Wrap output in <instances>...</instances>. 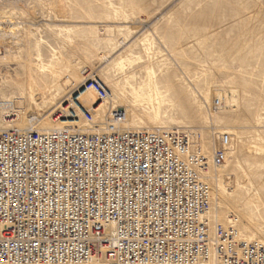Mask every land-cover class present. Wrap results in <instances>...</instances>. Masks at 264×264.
<instances>
[{"label": "built area", "instance_id": "obj_1", "mask_svg": "<svg viewBox=\"0 0 264 264\" xmlns=\"http://www.w3.org/2000/svg\"><path fill=\"white\" fill-rule=\"evenodd\" d=\"M85 86L109 95L96 79ZM81 113L97 130L0 129V264H264L262 246L209 230L197 172L207 164L182 158L186 133L124 128L120 110L100 123Z\"/></svg>", "mask_w": 264, "mask_h": 264}, {"label": "rangeland", "instance_id": "obj_2", "mask_svg": "<svg viewBox=\"0 0 264 264\" xmlns=\"http://www.w3.org/2000/svg\"><path fill=\"white\" fill-rule=\"evenodd\" d=\"M29 1L32 0H0L2 5L21 6ZM57 1L61 11L53 20L34 1L36 16L31 17L30 26L25 25L26 42L19 52L24 61L31 62V69L38 71L36 64L41 62L50 66L54 74L48 73L46 82L51 85L59 79L58 75L74 73L69 63L83 61L85 70L93 68L96 79L118 78L116 89L121 92L125 87L123 76L109 63L124 49L122 40L125 47L130 45L132 59H141L127 70L133 76L131 83L142 84L152 63L161 91H167L174 102L180 97L188 108V123L183 129L195 130L204 142L206 128L211 124L203 118L214 112L218 114L219 129L237 132L236 136L233 134V143L238 148L239 162L227 159L219 167L221 188L216 187L214 180L210 187L217 193L218 215L220 219L224 217L221 221L226 220L227 212H235L244 220L247 230L264 237V154L255 156L248 149L252 144H264V0ZM87 21L96 25L89 27L85 25ZM115 24L125 26L114 27ZM144 35L152 41L149 58L140 41ZM0 51L4 53L3 48ZM22 66L0 63V100L2 94L18 96L25 91ZM14 67L22 76L20 80L15 78ZM63 81L60 79L52 88L53 102L48 91L41 95L37 90L40 108L35 110L30 104L25 115L29 118L37 116V112H51L56 107L54 103L60 102L70 89H65ZM218 87H239L245 92L239 114L213 107L217 97L211 93ZM124 98L130 99L128 94ZM59 109L56 107L51 114L52 119L60 114ZM131 128H135L133 122Z\"/></svg>", "mask_w": 264, "mask_h": 264}, {"label": "bare ground", "instance_id": "obj_3", "mask_svg": "<svg viewBox=\"0 0 264 264\" xmlns=\"http://www.w3.org/2000/svg\"><path fill=\"white\" fill-rule=\"evenodd\" d=\"M34 1L47 10L51 20L61 11V4L57 0H32L29 3L27 2L28 5L26 4L25 6L17 4L2 5L0 2V21L1 19H6L4 21H7L5 22L6 25H1L0 27V49H4V53L0 51V63H19L21 66L25 63L22 68L24 69L23 73L26 83L25 91L21 92L18 96L2 94L0 100V129H33L42 132L61 128H75L82 131H95L97 129L94 126H89L83 120L81 110L82 108H86L92 112L94 120L97 123L104 122L106 119L113 117L114 112L121 109L123 113L121 125L124 128L146 130L154 133H160L163 130L186 133L189 137V146L187 151L182 155V158L187 160L191 155H195L199 159H205L207 164L205 168H196L199 177L207 185L209 194L208 207L202 212V218L207 221L209 230L212 232L216 225H221L223 229L232 232L237 242L245 244L256 243L264 248V237H260L256 233L247 230L244 220L235 212H227L230 215L228 214L225 218L226 220L221 221L224 217L220 219L218 215L219 202L217 193L215 194V191L210 187L212 180H214L216 187L221 188L220 183H218L220 168L225 165L224 163L227 159H232L235 163L239 162L238 148L233 143L235 139L234 135L236 136L237 132L235 130L219 129L216 120L218 114L214 112H208L203 118L204 122L207 121L211 124L208 128H203V130L206 128V134H208L204 142L199 138V134H196L197 132L195 130L183 129L188 123V108L180 97L174 102L169 98L167 91H161L152 63L146 69L145 79L142 84L133 85L131 83L133 76L129 75L127 70L133 64L141 62V59L139 56H135V59H132L133 54L129 50L130 45L125 47L123 40L120 43L124 49L109 63L112 65L113 70H116L117 73L123 76L125 87H123L121 92H118V89H116L119 86L118 78H110L108 81L106 79L102 81L99 78L98 80L93 75L94 70L92 67L85 70L83 61L74 64L69 63L74 70L73 74L58 75L59 79L57 81L51 85L47 84L46 79L48 73L51 75L54 74L51 67L42 64L41 59L37 57V60L41 64H36L38 71H33L30 65L31 62L24 61L25 57L19 55L20 49L26 42L25 25L28 24L30 26L32 24L31 17L36 16V5ZM85 25L92 27L96 25V22L87 21ZM122 25L124 24H115L114 27H122ZM140 41L149 58L152 54L151 39L147 35H144L140 38ZM13 69L15 78L20 80L22 76L15 71L16 67ZM107 74L109 73L107 72ZM60 79L64 80L63 85L65 89L70 88L60 98V102L54 103V106L60 108V114L55 119L51 118V114L56 110L55 107L47 114L37 112V116H30L28 118L25 114L31 109L30 104L34 105L35 110H39L40 108L38 103L39 97H37L39 93L36 91L38 90L41 95H44L45 91H48L51 95L50 100L53 102L55 94H53L54 89L52 88L57 85ZM90 79L100 81L109 92L108 97L99 99L93 89L87 88L85 83ZM110 83H112V86ZM125 88H128V90ZM244 93L239 87H233L231 89L218 87L211 93L217 97L213 103L215 104L213 107L216 109L221 108L222 110L228 108L229 110H235L239 114L242 111ZM125 94H128L130 97L129 101L124 98ZM21 115L22 117L25 116L23 117L25 119L24 121H22ZM132 122L135 128H131ZM255 123V126L259 125L258 119H256ZM199 130L197 129V131ZM225 134L228 138L224 145L225 158L223 162L215 165L213 163L215 144L218 136L221 137V135ZM257 139L259 140L260 138L258 137ZM248 149L255 156L264 154V144H252ZM262 226L260 227L263 228ZM208 264H212V261H209Z\"/></svg>", "mask_w": 264, "mask_h": 264}]
</instances>
